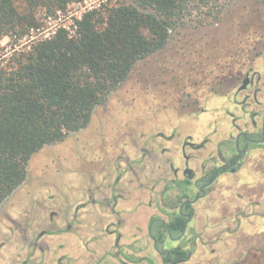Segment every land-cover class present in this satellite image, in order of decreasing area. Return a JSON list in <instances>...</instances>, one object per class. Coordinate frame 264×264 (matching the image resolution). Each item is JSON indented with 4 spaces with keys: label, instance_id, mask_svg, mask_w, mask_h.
Instances as JSON below:
<instances>
[{
    "label": "rangeland",
    "instance_id": "rangeland-1",
    "mask_svg": "<svg viewBox=\"0 0 264 264\" xmlns=\"http://www.w3.org/2000/svg\"><path fill=\"white\" fill-rule=\"evenodd\" d=\"M106 2H73L55 19L39 9L34 37H50ZM263 116L264 2L241 0L218 24L173 32L164 50L138 62L95 108L87 128L33 155L26 181L0 206V264H61L76 256L80 241L101 245L104 257L117 241L120 264H162L149 224L168 221L183 198L195 196V185L176 195L184 169L194 181L233 157L238 131L261 135ZM114 195L129 196L141 210L139 223L118 217ZM133 230L140 239L128 243ZM106 232L115 233L108 239ZM179 244L192 251L180 264H264V143L250 147L236 173L223 174L195 205Z\"/></svg>",
    "mask_w": 264,
    "mask_h": 264
},
{
    "label": "trees",
    "instance_id": "trees-1",
    "mask_svg": "<svg viewBox=\"0 0 264 264\" xmlns=\"http://www.w3.org/2000/svg\"><path fill=\"white\" fill-rule=\"evenodd\" d=\"M80 1L0 0V206L26 181L33 155L87 128L95 108L138 62L164 50L173 32L218 24L241 0H107L50 37H34L39 9L55 19ZM183 225L178 216L172 234ZM190 255L177 247L168 260Z\"/></svg>",
    "mask_w": 264,
    "mask_h": 264
},
{
    "label": "flooded vegetation",
    "instance_id": "flooded-vegetation-1",
    "mask_svg": "<svg viewBox=\"0 0 264 264\" xmlns=\"http://www.w3.org/2000/svg\"><path fill=\"white\" fill-rule=\"evenodd\" d=\"M246 79L248 80L244 89H246L248 84H250L251 82V79L249 77L245 78V80ZM242 86L240 89L244 90L242 89ZM263 123H264V116L262 119L261 135H253L245 131H238L234 139L235 153L233 157H230V159L226 157L221 158L222 159L221 164L215 167L213 170L205 172L203 177L201 176L200 179L193 181V178L195 177L194 172L189 168L184 169L185 178L177 183L178 185L177 187L178 189H180V191L176 195H186V196L189 195L186 188H189L191 185H195V187H197V192L195 196L192 199L183 198L178 206V211L176 213L171 212L169 215L170 219L168 221L163 220L161 218H154L151 220L149 224V226H151V223L153 222L151 232H149V237L153 241L154 250L156 249V251L161 255L162 264H180V263L169 262L168 260L169 251L177 247L183 248L179 243L183 241V239L185 238L189 225L194 218L195 205L200 200L205 198L206 195H208V191L213 189L216 182L223 174L236 173L238 165H240L241 161L246 157L248 151L250 150V147L256 148L264 143V142L263 143L255 142V141L264 140ZM237 142L239 143V151H237L236 149ZM118 200H119V195L118 196L115 195L113 197V201L115 202L114 207H116ZM178 216H181L183 218V223H184L183 230L179 234L173 235L170 230V225ZM119 224H121L120 220H119ZM119 235L121 236V233H119ZM118 238L119 237H117V239ZM166 241H170L176 245H174V247L172 248H165L164 244L166 243ZM183 249L186 251H190L192 255V251L190 249H185V248Z\"/></svg>",
    "mask_w": 264,
    "mask_h": 264
},
{
    "label": "crops",
    "instance_id": "crops-1",
    "mask_svg": "<svg viewBox=\"0 0 264 264\" xmlns=\"http://www.w3.org/2000/svg\"><path fill=\"white\" fill-rule=\"evenodd\" d=\"M132 204L134 205V203L130 201L129 196L119 195V200H118L115 208H116V212L119 214L118 215L119 217L123 216V218H125L127 221H130V224H131V222H135L137 224L140 222V216L142 213H140L141 210H139V208H134V206H132ZM138 205H139V203H138ZM66 227H64V228L62 227L59 229H53L52 231H49L52 234L50 236L61 235V233L66 231ZM107 229H108V227L106 228V230ZM122 231L123 230L120 227L119 232L121 234H123ZM132 232H133L134 238H131L130 241H127L128 243L133 242L137 239H140L139 236L135 237L136 234H139L137 232V230H133ZM114 233L115 232H113V234L112 233L111 234L114 235ZM104 234L106 237H107V235H111V234H107V232ZM115 237H116V235H115ZM122 238H123V236L121 237V239ZM108 239H110V237ZM114 240H115V238H114ZM121 241L122 242L120 243V246H122L123 244H126L125 240L122 239ZM60 246L63 247L64 245H60ZM108 248L109 249L107 252H109V253L104 257V255H102L103 254V247L101 245L97 246L95 249H92V248L87 247V243L85 241L83 242V244L80 241L76 247V253H77L76 256L73 255L71 257H68V259H69L68 261H66L65 259L62 260L61 264H120V260L117 256V253H116V250H118L117 241L110 243ZM64 257H66V256H64ZM28 263H29V261L26 262V264H28ZM16 264H23V259L17 261Z\"/></svg>",
    "mask_w": 264,
    "mask_h": 264
},
{
    "label": "water",
    "instance_id": "water-1",
    "mask_svg": "<svg viewBox=\"0 0 264 264\" xmlns=\"http://www.w3.org/2000/svg\"><path fill=\"white\" fill-rule=\"evenodd\" d=\"M247 80H248V79L245 80V82H244V84H243V86H242V89L245 88V86H246V84H247ZM263 128H264V123H263ZM255 142L263 143L264 140L255 141ZM236 149H237V151H239V143H238V142L236 143ZM189 173H190V172H189ZM152 223H153V222H152ZM152 223H151V226H150V228H149V232H151Z\"/></svg>",
    "mask_w": 264,
    "mask_h": 264
}]
</instances>
